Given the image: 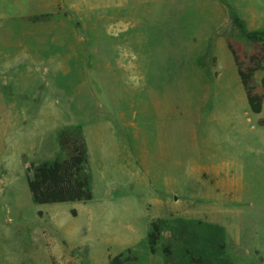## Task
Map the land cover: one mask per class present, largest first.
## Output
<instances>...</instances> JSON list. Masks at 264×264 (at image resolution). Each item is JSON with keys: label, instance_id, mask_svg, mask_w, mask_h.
I'll list each match as a JSON object with an SVG mask.
<instances>
[{"label": "rangeland", "instance_id": "obj_1", "mask_svg": "<svg viewBox=\"0 0 264 264\" xmlns=\"http://www.w3.org/2000/svg\"><path fill=\"white\" fill-rule=\"evenodd\" d=\"M227 4L264 26V0H0V264L264 263V103ZM63 131L87 146L93 199L37 205L27 180L66 157Z\"/></svg>", "mask_w": 264, "mask_h": 264}, {"label": "trees", "instance_id": "obj_2", "mask_svg": "<svg viewBox=\"0 0 264 264\" xmlns=\"http://www.w3.org/2000/svg\"><path fill=\"white\" fill-rule=\"evenodd\" d=\"M233 26L241 33L243 42L228 41V48L233 56L234 64L245 91L249 108L253 114H261L264 103V77L260 84L255 81L258 72L264 70V26L249 31L246 23L237 10L227 4ZM264 127V119L258 120ZM61 151L66 155L63 160L45 162L33 166V175L28 178V187L33 202L37 205L61 204L71 202H88L93 199L92 180L86 170L87 146L81 137L65 131L59 137ZM162 220L150 223L147 244L150 254L155 255L162 240ZM133 249L114 258L110 264H129L138 261ZM165 253H169L166 248ZM185 258L188 264H208L204 257L195 256L189 250Z\"/></svg>", "mask_w": 264, "mask_h": 264}, {"label": "crops", "instance_id": "obj_3", "mask_svg": "<svg viewBox=\"0 0 264 264\" xmlns=\"http://www.w3.org/2000/svg\"><path fill=\"white\" fill-rule=\"evenodd\" d=\"M109 263V262H108ZM264 264V263H263Z\"/></svg>", "mask_w": 264, "mask_h": 264}]
</instances>
